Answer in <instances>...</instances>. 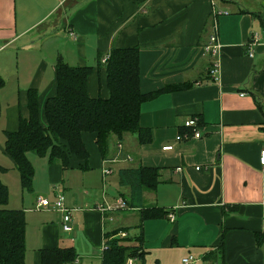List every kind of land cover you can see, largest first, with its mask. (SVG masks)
<instances>
[{"label": "crops", "instance_id": "0c3cea01", "mask_svg": "<svg viewBox=\"0 0 264 264\" xmlns=\"http://www.w3.org/2000/svg\"><path fill=\"white\" fill-rule=\"evenodd\" d=\"M258 12L264 0H0V180L7 187L1 176L18 172L3 150L5 131L27 118L28 89L38 92L41 109L55 93L58 57L92 67L91 97L108 96L100 62L113 47L138 49L143 92L182 86L141 103L147 143L139 144L134 133L114 136L102 158L92 135L84 134L85 169L27 153L32 189L24 194L20 185L19 202L9 194L6 205L25 213V264H40V249L54 247L74 248L77 257L68 264H101L105 234L124 226L139 234L140 209L148 207L167 210L174 220L164 215L142 222L144 264H183L188 255L196 258L191 264H264V25ZM215 27L217 82L204 50ZM192 118L198 138L187 124ZM167 145L171 149L163 150ZM139 166L160 168L159 182L129 207V187L119 183L118 170ZM104 167L112 169L106 177ZM55 187L71 210L70 231L62 228V212L34 208L38 196L54 200ZM119 198L125 209H97Z\"/></svg>", "mask_w": 264, "mask_h": 264}, {"label": "trees", "instance_id": "16d2710c", "mask_svg": "<svg viewBox=\"0 0 264 264\" xmlns=\"http://www.w3.org/2000/svg\"><path fill=\"white\" fill-rule=\"evenodd\" d=\"M264 25V12H258ZM103 65L108 89L107 98L91 97L87 80L93 69L90 66H72L62 57L55 61V93L45 99L40 108L38 92L27 90V118L20 117L17 129L5 131L4 153L11 158L19 175L22 189L31 191L34 174L28 152L47 157L48 162H59L63 168L88 167L89 152L84 134L92 135L102 158L106 157L112 137L134 133L139 144L151 139L150 130L139 124L140 106L165 89L143 92L140 88L139 51L136 47H113L105 56ZM4 84L0 76V87ZM1 170H6L1 168ZM119 183L129 187V207L141 204L143 189H154L159 182L157 167L121 168ZM9 190L0 180V264H25V213L21 209L6 207ZM168 211L148 207L140 209V220L134 235L136 244L124 243L129 227L114 229L105 234L101 264H126L128 258L144 264L141 248L142 222L162 217ZM124 232L125 236L119 233ZM221 243V250H222ZM77 253L72 247L40 249V264H68L75 261ZM209 259L210 257H205Z\"/></svg>", "mask_w": 264, "mask_h": 264}, {"label": "built area", "instance_id": "2783aa9c", "mask_svg": "<svg viewBox=\"0 0 264 264\" xmlns=\"http://www.w3.org/2000/svg\"><path fill=\"white\" fill-rule=\"evenodd\" d=\"M257 42V37L256 34H254L251 38V40L247 43L248 46V55L252 56L253 52V46ZM221 49V44L217 38V33H216V27L214 28V31L209 35L208 40L206 44L204 45V50L205 52L211 56L212 61L210 62V66L208 69V74L212 81L217 82L219 81V76H220V62H219V52ZM106 61V57H103L101 59V62L104 63ZM188 126L191 127L192 133L191 136L194 138L200 137L202 134L197 130L196 126V119L192 118L191 120L188 121ZM184 136L178 135L177 139H182ZM120 147V145H119ZM172 146L167 145L164 146L162 149L163 150H168L171 149ZM259 163L261 166V171L264 173V147L261 148L259 152ZM195 169H199V167H196ZM180 170V168H178ZM112 172V169L109 167H104L102 168V175L103 177H106ZM127 207L126 202L122 199L119 198L115 200L113 204L109 205H104V204H98L97 209L100 211H115L119 209H125ZM34 208L37 210H43V209H55L57 211L62 212L63 217V224L62 228L64 231H70L71 226L68 224L71 220V210L67 209V207L64 204V197L61 192V190L57 189L55 187V196L54 200H49L46 197L43 196H38L35 199V205ZM167 217L169 218L168 220L172 221L174 220L173 214L170 212L167 214ZM120 236H125L124 232L119 233ZM132 259L128 258L126 261V264H132ZM194 261H196V258L193 255H188L184 258H182V263L183 264H191Z\"/></svg>", "mask_w": 264, "mask_h": 264}, {"label": "rangeland", "instance_id": "374dc122", "mask_svg": "<svg viewBox=\"0 0 264 264\" xmlns=\"http://www.w3.org/2000/svg\"><path fill=\"white\" fill-rule=\"evenodd\" d=\"M60 25L58 26V29H60L62 31V28H61L62 26H60ZM14 174L15 175H13V173L12 174L9 173V174L1 176V177L3 178V181H5L8 185L9 194H10V198H11L10 201L17 203L20 200V196H21L20 193L22 190L20 187L19 175H18V173H17V175H16V173H14ZM122 190H123V192H125V189H122ZM23 192H24V194H28V191H26L24 189H23ZM118 220H120V218ZM129 221H132V220H129ZM135 232H136V230L134 229V227H130L127 231V238L124 240V243H127V244L138 243V240H136L134 238ZM143 261H144V259H143ZM137 263L139 264L140 261L137 260L136 264Z\"/></svg>", "mask_w": 264, "mask_h": 264}]
</instances>
